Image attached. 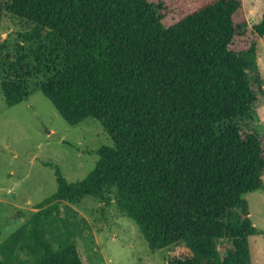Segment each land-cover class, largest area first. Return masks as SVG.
Wrapping results in <instances>:
<instances>
[{"label": "trees", "instance_id": "trees-1", "mask_svg": "<svg viewBox=\"0 0 264 264\" xmlns=\"http://www.w3.org/2000/svg\"><path fill=\"white\" fill-rule=\"evenodd\" d=\"M241 5L207 0L165 25L161 0H0L16 26L0 40L5 103L36 87L68 124L95 118L112 140L82 180L56 167V190L0 243V264H83L65 215L85 196L114 204L151 251L181 244L167 264H250L244 195L264 188V140L240 125L264 93V11L247 27Z\"/></svg>", "mask_w": 264, "mask_h": 264}, {"label": "rangeland", "instance_id": "rangeland-1", "mask_svg": "<svg viewBox=\"0 0 264 264\" xmlns=\"http://www.w3.org/2000/svg\"><path fill=\"white\" fill-rule=\"evenodd\" d=\"M161 1L165 6L162 21L170 25L207 0ZM263 11L264 0H242L240 16L247 27L258 22ZM15 28L8 19L0 21V40L13 34ZM256 53L264 79L261 38L256 42ZM256 95V112L247 126L240 127L243 132L256 131L264 140V93L256 89ZM111 145L110 136L97 119L87 117L68 124L38 88L32 86L27 99L13 106L5 103L0 88V243L56 190V167L67 181L82 180L92 171L97 150ZM262 179L264 183V175ZM244 197L258 229L249 237L250 264H264V188ZM68 207L71 211L66 209L65 223L73 231L83 264H167L170 256L185 250L177 244L151 251L136 224L114 204L103 205L85 196ZM229 246L217 240L221 256Z\"/></svg>", "mask_w": 264, "mask_h": 264}]
</instances>
